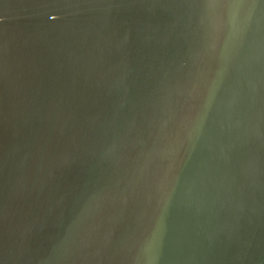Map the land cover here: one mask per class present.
Listing matches in <instances>:
<instances>
[{
  "label": "water",
  "instance_id": "water-1",
  "mask_svg": "<svg viewBox=\"0 0 264 264\" xmlns=\"http://www.w3.org/2000/svg\"><path fill=\"white\" fill-rule=\"evenodd\" d=\"M0 264H264V0H0Z\"/></svg>",
  "mask_w": 264,
  "mask_h": 264
}]
</instances>
